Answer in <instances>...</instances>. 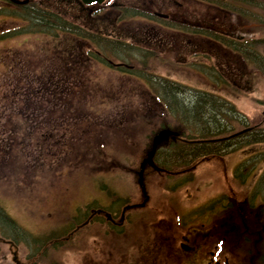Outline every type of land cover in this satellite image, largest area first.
<instances>
[{
  "label": "rangeland",
  "instance_id": "1",
  "mask_svg": "<svg viewBox=\"0 0 264 264\" xmlns=\"http://www.w3.org/2000/svg\"><path fill=\"white\" fill-rule=\"evenodd\" d=\"M32 1L36 2L37 0ZM116 1L117 3H125V0H108L100 9L91 7L89 11L106 13V5ZM153 1L151 5H158L157 10L164 12L167 10V7L159 5V0ZM181 1L183 2V0ZM212 1L214 2V0ZM226 1L229 3H225L227 5L221 7L222 9L230 10L231 8L233 11H242L244 7L248 13L246 15V22L249 24L247 26L248 29L242 26L246 33H249L246 40L247 45H244L245 51L246 48L248 52L254 50L264 58V44L255 42L256 40L264 39V1L260 3L262 5L259 10L260 21L252 17L254 13L257 14L256 11H253L255 7L257 9V4L254 3V7L249 2L250 0ZM243 1L248 4L241 5ZM0 6H4L2 0H0ZM110 18L108 23H110ZM8 19L7 16H0V24L4 20L7 22L5 25L2 24V28L10 26ZM236 21L237 17L234 15V26H236ZM139 25L138 23H132L129 26ZM120 26L123 32L130 30L128 25L123 24ZM153 29V31L150 30L153 32V36L142 35L144 38L140 37L143 42L141 51L132 50L126 55L124 59L126 64L132 65L133 70L149 64L150 69L143 72L148 77L152 78V75L167 77L184 85L185 91L182 92H184L186 100L191 99L195 92H214L219 97L232 102L237 110L245 116V121L246 119L249 121L250 125L258 122V125L260 124L264 119V72H262L264 71V64L263 66L261 65L262 69L260 72L259 69L255 70L254 67L243 69L245 75L254 71L258 73L254 74L255 79L251 81L252 87H246L243 82L236 80L234 76L236 73H241L240 65L242 64H239L241 62L238 61V58L227 57V51L219 50V46L208 42L209 46H214L218 50L214 49V54L210 51H205L209 55H203L201 51L205 48L203 47V44H206L205 41H208L206 38H193L190 40L191 43L189 41L186 43L187 37H183L169 28L159 29L155 27ZM143 32L145 33V30ZM226 34L232 35L230 32H226ZM253 35L257 37L256 40L251 37ZM25 38L26 36H18L0 42V48L10 47L7 49L8 53H18L15 60L20 62L19 69L22 67L21 63L25 59V55L31 53L24 47L26 46L23 42ZM159 40L161 43L158 47ZM43 41V39L37 41L29 40L31 45L34 43L39 46ZM132 42L133 44L136 43V41ZM14 50L15 52H13ZM111 61L117 62L116 60ZM106 64L91 63L88 73L90 75L88 79L90 83L88 85L89 90H83L84 96L80 94L78 100L84 102L86 99L85 95L92 93L94 96L89 98L98 103L100 100H105L107 93L117 90L121 95H127L125 102H123L124 104L120 106L111 105L110 107L101 106L103 109L99 112L80 113V125L77 123L78 119L76 122H72L75 127L67 128L65 130L66 135H64L69 145L74 147L80 144V149H84L85 154L89 156L92 155L94 147L97 148L96 145L102 139H110L111 136H114L111 139V149L119 150V144L125 143L124 131L128 134L129 140L135 141L134 146L143 147L146 143L147 131L140 129L141 126L136 124V122L130 121L134 116L138 118L142 110V97L136 89L137 83L135 84L134 80L129 79L128 76L122 77L116 67ZM19 69L14 75L6 67H0V97L4 95L5 102H8L9 108L17 107L14 104L16 99H19L17 95L23 96L27 94L29 98L33 99L34 96L36 98L40 97L43 90L36 91L38 89H34L35 82L32 80L28 81V84L32 86V91L29 87H24L26 80ZM231 73L234 74L231 75ZM224 75H228V77ZM230 77L232 83L226 85ZM73 84L75 83L69 81L65 92ZM233 84L242 85V88L236 89ZM137 85L140 87L139 84ZM16 86L18 88L15 90L11 88ZM42 97L45 99L48 95L47 97L42 95ZM82 98L84 99L81 100ZM1 101H4V99ZM48 106L50 105L48 104ZM5 109L6 106L0 103V112ZM221 111L223 112L220 114L224 120L223 124H227L226 128L230 129L225 134L228 135L237 130L241 133V130H239L241 125L234 121L236 119L231 117V113L227 109ZM130 115L131 117H129ZM15 116L17 115L15 114ZM76 116L78 117L79 114ZM4 121V115L0 114V205L14 219L17 228L14 230L11 227H6L9 230L13 229L12 231L16 235L5 231L0 233V264H132V262L136 264L134 259L138 260L141 258L140 243L135 248V242H129L126 245L125 239H121L122 242L115 241L117 240V237H113L115 231L104 224L100 226V221L103 219L101 216H96L94 218L95 221L89 222L91 226L85 228V235H83L84 231L80 233V230L75 234H71L70 239L66 242L67 246H71L66 251L64 246L59 248L52 247V243L44 245L47 248L35 251L34 243L30 240H34L31 238L32 234L34 237L39 235L37 238L40 239L42 235L47 236L52 232L60 233L58 230H61L67 224L70 228L64 233L66 236L75 225L74 219L69 220L67 213L75 211L79 206L81 212L83 208L88 212L91 208H97L98 206L107 208L108 198L106 194L108 190L123 195L116 194L121 197L117 206L118 213L124 202L139 199V190L135 184L133 173L138 168L139 157L134 158L132 156L133 161L126 162V169L116 168L103 174H90L84 168V165L80 164V156H78L73 162L69 163L65 170H61L59 166L63 154L66 156L68 148H65L62 152L55 151L57 160L47 158L45 147L42 148L38 145V151L37 146H34V144L41 140L40 138L43 137L44 132L40 128H32L30 126V123H36L34 118L28 120L27 124L29 126H26L25 134L17 136L12 135L8 128L2 126ZM133 129H136L135 135H133ZM260 130L258 136L264 134V124L261 125ZM40 133H42V136ZM79 133L80 137H78ZM235 135L244 137V139H238L237 148L224 155L222 163L218 162L219 160L210 159L204 166L200 167L199 172L193 174L195 179L192 182H187L185 185L179 183L178 189L174 193L163 189L173 188L174 178H168L164 175H150L147 179L150 200L145 209L136 211L137 214H143V222H155L159 227H166L169 224L172 228L176 225L174 211L180 208L188 209V215L193 213L194 209L199 206H195L197 203L203 202L207 197H211L217 192L226 191L223 178L226 171L224 169L226 160L230 165L235 161H245L247 170L256 167L258 170L256 177L259 178L256 179L255 184H252V181H248L247 189L244 186L242 188L246 191H254L256 188L255 192L258 193L257 201L264 203V145L244 144L246 140H253L252 133ZM116 136L118 137L117 141ZM44 144L45 142L43 146ZM253 148L254 150L251 151ZM111 149L109 144H104L103 149L100 148L101 151L107 153L113 152ZM100 155L104 156L103 154ZM130 156L127 154L126 157L130 158ZM88 166L89 164H87ZM69 170H72V172L68 173ZM251 185L252 187L257 186L249 189ZM114 208L109 207L110 210L108 211ZM82 214L83 212L80 213V221L83 219ZM1 226L4 227V224H1ZM100 227L105 229L97 232L96 230ZM26 231L31 235H28ZM262 232H264L263 229ZM49 240L47 242H50ZM62 240H64V237ZM131 244L133 245L131 246ZM238 249L240 253L244 251V244L240 243ZM146 262H148L147 264H181L170 257L167 251H163L158 255L147 253L142 263L145 264ZM231 262L233 264H249L246 259L240 256L233 257Z\"/></svg>",
  "mask_w": 264,
  "mask_h": 264
},
{
  "label": "trees",
  "instance_id": "2",
  "mask_svg": "<svg viewBox=\"0 0 264 264\" xmlns=\"http://www.w3.org/2000/svg\"><path fill=\"white\" fill-rule=\"evenodd\" d=\"M126 1V6L122 3H116L117 1L106 5V13L89 11V8H85L81 3L79 11L78 0H58V3L62 5H58L60 11L36 2L24 5L8 3L11 6L0 7V16H7L10 24L8 28H2V24L7 23L5 20L0 24V42L18 36H26L23 40L26 44L24 47L26 50L31 51V53L25 55V59L21 63L22 67L19 69L20 62L15 60L18 53H8L7 49L10 47L0 48V67H6L14 75L19 69L26 80L24 87H29L31 91L32 86L28 84V81L31 80L35 82L34 89H38L36 91L43 89L40 97L36 98L34 96L33 99L29 98L27 94L17 95L21 99L20 101L16 99L14 104L17 107L14 108H9L4 95L0 97V103L6 106V109L0 112L1 115H4L5 120L2 126L8 128L14 136L24 135L27 129L26 126H29L27 124L28 120L33 118L36 123H30L32 128L47 130L49 128L57 129L61 126L70 127L71 122L79 119L76 116L79 113L89 114L99 112L103 109L101 106L110 107L111 105L120 106L124 104L127 95H121L117 90L107 93L105 100H100L98 103L89 98L94 96L92 93L85 95L84 102H80L78 99L80 94H83V90H89L87 73L91 65L89 57L94 56L90 51L92 48L99 49L100 54H103V56H113L121 60H124L132 50H142L139 41L138 44H133L126 43L124 39L131 38L136 41L137 38H144L142 35L146 34L142 32V22H145L144 19L148 15L141 8L143 4L149 6L152 0ZM233 15H236V17L239 15L241 21L246 22L245 13L236 10L233 11ZM221 16H223L222 13L213 14V18L224 21ZM109 18L110 23H108ZM142 18L143 20H141ZM174 19L171 22L165 20V23L171 28L186 29L187 32L192 26H186L180 16L178 19L174 16ZM130 21L140 25L136 27L134 32L128 31V33H125L127 35L125 38L121 36L122 34L119 31L121 30L120 25H128ZM222 21H216L218 24H215L214 27L221 25L224 28L223 30H243V23L241 22L240 26H234L231 23V17L227 18L226 23ZM205 26V23L201 25L200 22H196L195 30L199 32L206 31ZM213 30L220 32L215 28ZM113 32L120 34V36L113 37ZM214 38L216 42L227 49H237V39L220 38L218 35H214ZM31 39L32 41L42 39L44 41L40 46L34 43L31 45L29 42ZM259 42L264 44V39ZM261 62H264L262 56ZM149 69L150 65L148 64L127 71L128 77L140 85L138 87L136 84V89L142 97V110L137 121L148 128L154 130L168 125L177 129H186L188 137H212L218 134L220 128L225 126L223 117L220 115L223 113L221 110L227 109L229 113L236 111L234 105L228 104L227 101H220V98L209 92H195L191 99L186 100L185 94L182 92L184 87L181 84L162 77L156 78L155 75L152 78L148 77L143 72ZM69 81L75 84L65 92ZM11 88L15 90L18 87ZM94 90L97 91L95 88ZM42 95L46 97L48 95V97L43 99ZM3 99L4 101H1ZM55 112L67 113V116L55 117ZM48 113L52 116L46 115ZM61 122H64L65 125H60ZM203 145L199 148H163L157 152L155 159L161 161L162 165L168 170H178L184 164L197 163L206 158L205 155L211 152L212 147H207L206 144V146ZM0 221L4 224L5 228L3 229L7 232H11L13 229L15 230L14 227H17L13 219L1 207ZM6 227L13 229L9 230Z\"/></svg>",
  "mask_w": 264,
  "mask_h": 264
},
{
  "label": "flooded vegetation",
  "instance_id": "3",
  "mask_svg": "<svg viewBox=\"0 0 264 264\" xmlns=\"http://www.w3.org/2000/svg\"><path fill=\"white\" fill-rule=\"evenodd\" d=\"M215 1L219 3H229L226 0ZM261 1L264 0H250L249 2L260 4ZM209 2L206 3L209 8L217 6L211 1ZM242 4L248 3L243 1L241 5ZM210 35H208V37H210ZM243 35H245V33ZM191 36L196 37V33L191 34ZM253 67L255 70L259 69V72L262 68V66L258 63L257 53L254 58ZM254 74L258 73L254 71L245 75L244 70H242L241 75L238 77V81L243 82L246 87H252L251 81H254L255 79ZM239 123L241 125V129L239 130L250 126L249 123L246 122L243 123L240 121ZM251 126H256V124ZM228 130L230 129L223 127L218 131L222 133L219 136L224 138L222 142L219 143V148L222 149V153L224 155L237 148L236 143L238 142V139H244V137H237L235 135L236 132H239L238 130L228 135L225 134ZM257 132L258 130L253 127L239 134L245 135ZM252 139L253 143H251L250 140H246V142L243 143H260L257 139H255L254 134L252 135ZM169 143L170 141L167 142V144ZM253 150L254 148L251 149V151ZM195 168V165L189 164L186 165L184 169H181V171H183V173H186V171L191 173L195 170ZM224 169H226L225 173L223 170L226 191L221 192L218 196H213V201L210 203V206L194 209V212L188 215V209L183 210L181 208V211H174V221L176 225L172 228L169 224L166 227H159L157 223H151L150 221L149 223L147 222L146 225L144 222L139 223L141 218L138 217L139 214L134 213L133 211L145 209L144 207L148 202L144 207L139 209L131 208L125 212L122 210L124 205L128 203H138L142 200L143 196L140 189H138L139 199L125 202L121 206L119 213L116 208V211L109 212L110 217H108V209L104 206H99L89 210L87 219H92L96 215H102V218L109 222V226L113 229V231H115V233H113V237H117V240L115 241L122 242L119 237H124L126 245L129 242H135V248L140 243L139 248L141 258L138 260L134 259L136 264H143L142 261L146 257L147 253H155L158 255L163 251H167L170 257L181 264H226L230 257L229 254L232 253V248L236 247L240 243L245 245L246 241H252L255 250L251 249L249 252L246 251L245 256L251 261H254L263 256V251L260 253L258 249V243L260 233L262 229L264 230V211L260 208L252 209L249 207V204L246 206V201L256 199L258 197V193L251 190L246 191L242 187L246 182L244 177L245 173L249 174V182L252 181V184H255L256 179L259 178L256 177L258 170L256 167L247 170L245 161H235L230 165L227 160L224 163ZM154 171L155 169L148 168L146 170V175L151 174ZM162 172L165 173V170ZM251 187L252 185L249 189H251ZM111 202L112 204H117V200L111 199L110 203ZM98 209H101V212H96ZM252 211L257 212L255 218H251ZM261 241H263V239ZM132 245L133 244H131V246ZM147 263L148 262L145 264Z\"/></svg>",
  "mask_w": 264,
  "mask_h": 264
},
{
  "label": "water",
  "instance_id": "4",
  "mask_svg": "<svg viewBox=\"0 0 264 264\" xmlns=\"http://www.w3.org/2000/svg\"><path fill=\"white\" fill-rule=\"evenodd\" d=\"M83 3L85 4H90L92 2H97V3H101L104 0H81ZM158 16H166L163 15L162 13H155ZM179 135V132L176 130H171L167 127L162 128L160 130H158L152 137V141L150 144V147L148 149L147 152V156L142 160L141 164H140V169L138 171V183L142 189V191L145 193V187H144V183H143V170L146 164L149 165H153L152 163V157L155 153V150L157 149V147L160 145L161 140L163 138H168V137H172L175 138V136ZM140 205H143V203H141Z\"/></svg>",
  "mask_w": 264,
  "mask_h": 264
}]
</instances>
